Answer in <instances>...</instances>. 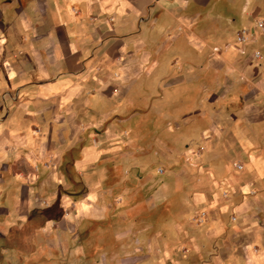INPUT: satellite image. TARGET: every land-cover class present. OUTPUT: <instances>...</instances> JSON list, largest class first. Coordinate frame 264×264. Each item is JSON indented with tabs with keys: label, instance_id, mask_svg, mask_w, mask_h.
<instances>
[{
	"label": "crops",
	"instance_id": "crops-1",
	"mask_svg": "<svg viewBox=\"0 0 264 264\" xmlns=\"http://www.w3.org/2000/svg\"><path fill=\"white\" fill-rule=\"evenodd\" d=\"M234 1L0 0L8 16L0 55L11 66L0 68V90L13 93L0 99V168L8 170L13 155L25 167L47 153L60 160L86 140L74 164L84 169L103 155L97 139L122 136L115 122L127 120L137 137L152 130L148 123L192 117L186 124L192 135L184 137L198 140L203 157L196 168L209 177L195 182L207 189L187 207L207 217L193 225L188 211L179 212L162 242H149L153 253L143 264H264V57L211 52L230 26L236 32ZM253 2L237 9L238 26L246 27L264 1ZM220 4L229 20L218 30ZM253 28L254 45L264 33ZM139 105L147 110L138 119ZM5 185L11 186L0 181ZM28 195L18 198L22 214Z\"/></svg>",
	"mask_w": 264,
	"mask_h": 264
},
{
	"label": "rangeland",
	"instance_id": "rangeland-1",
	"mask_svg": "<svg viewBox=\"0 0 264 264\" xmlns=\"http://www.w3.org/2000/svg\"><path fill=\"white\" fill-rule=\"evenodd\" d=\"M246 3L247 0L234 1L230 18L237 21L233 22L236 32L232 33L230 26L224 40L213 42L212 53L224 56L227 50H237L251 57V53L259 51L264 57V38L254 45L236 41V33L253 28L256 19L264 17L263 2L251 14L246 27L238 26L237 9ZM1 5L0 36L3 19L8 18ZM224 9L221 4L216 7L218 30L226 25ZM203 14L207 16L208 10ZM2 59L0 55V68L9 69L11 66ZM174 59L179 61L177 55ZM256 63L254 66H259ZM220 66L225 67V62L218 59ZM0 99H13V93L4 88ZM135 109L138 119L145 116L147 107L139 105ZM180 119L176 116L165 125L148 123L152 130L142 132V137L131 135L127 120L115 122L122 136L97 139L103 155L84 169H76L74 164L86 140H80L72 154L60 160L54 161L47 153L41 162L25 167L22 157L11 156L8 170L0 168V181L11 184L0 187L4 191L0 197V264H143L153 253L148 249L149 242L161 243L163 233L179 223V212L188 211L190 224H203L207 213L190 211L187 201L197 191L207 189L194 184L208 178L209 172L196 168L203 157L198 140L184 137L192 135L186 125L192 124V117L187 118L190 123ZM206 137L205 141L211 139ZM13 178L19 181L13 184ZM21 192H28L30 199L23 214L19 211ZM93 192L96 196L91 198ZM81 203L89 206L87 213H78L77 205ZM3 206L5 209H1Z\"/></svg>",
	"mask_w": 264,
	"mask_h": 264
},
{
	"label": "built area",
	"instance_id": "built-area-1",
	"mask_svg": "<svg viewBox=\"0 0 264 264\" xmlns=\"http://www.w3.org/2000/svg\"><path fill=\"white\" fill-rule=\"evenodd\" d=\"M255 27L262 33H264V17H259L255 21ZM251 40V33L249 30L242 29L236 33V41L241 45L247 44ZM243 52V50H242ZM261 58V54L258 51H255L251 54V59L258 61ZM235 168L240 170L242 168L241 164H234Z\"/></svg>",
	"mask_w": 264,
	"mask_h": 264
}]
</instances>
